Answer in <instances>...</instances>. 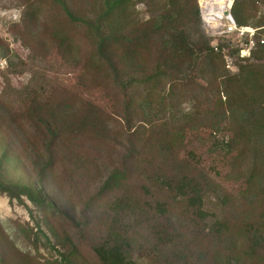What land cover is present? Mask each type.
I'll return each instance as SVG.
<instances>
[{"label": "trees", "instance_id": "16d2710c", "mask_svg": "<svg viewBox=\"0 0 264 264\" xmlns=\"http://www.w3.org/2000/svg\"><path fill=\"white\" fill-rule=\"evenodd\" d=\"M39 1L23 5L24 31L34 21H47ZM44 1L56 15L48 20L49 30L69 50L85 49L88 81H98L118 114L87 101L76 109L75 95L53 99L52 88L47 96L35 94L26 122L36 146L18 127L27 144L23 159L44 178L60 162L76 169L108 148L114 151L112 162L101 164L100 185L87 204L106 206L104 236L92 247L99 264H264V45L251 52L253 63L229 74L211 39L201 33L197 0H147L152 10L145 20L132 15L134 0H97L96 10L83 14L71 0ZM255 1L234 0L232 16L239 26L247 27L252 18L255 28L264 27V18L255 21ZM33 39L29 46L36 52L44 39ZM198 81L224 95L223 112H192L180 129L229 134L228 176L238 172L244 194H232L193 159L176 157L174 142L159 133L174 107L163 94L166 86L203 89ZM83 138L77 154L73 149ZM62 145L71 154L60 158ZM10 162L3 151L0 195L26 200L42 216L74 222L38 183L7 181L2 169ZM209 197L218 202L217 214L205 209Z\"/></svg>", "mask_w": 264, "mask_h": 264}, {"label": "rangeland", "instance_id": "374dc122", "mask_svg": "<svg viewBox=\"0 0 264 264\" xmlns=\"http://www.w3.org/2000/svg\"><path fill=\"white\" fill-rule=\"evenodd\" d=\"M26 1L0 0V154L7 151L11 161L3 166L2 171L9 182L28 186L38 183L53 197L58 211L67 213L74 222H67L62 215L42 216L26 200L19 203L0 195V264H64L67 259L71 264H99L92 247L104 236L106 206L87 204L100 185L103 174L101 164L112 162L114 151L108 148L109 151H102L97 160L94 158L90 163L79 164L76 169L72 164L60 162L56 171L38 178L31 169L30 162L23 159L27 144L23 142L18 127L21 126L22 132L33 139L29 145L36 146L34 130L26 122L29 113L27 107L35 94L47 96L51 88L54 92L49 97L53 99L75 95L76 109L84 108L83 102L86 101L114 115L118 114V108L99 89L98 81H88L83 62L85 49L80 47L69 50L49 30L48 20H56V15L44 0L39 1V4L45 12L42 17L45 21L48 17L47 21H34L24 31L22 11ZM71 1L81 14L96 10L97 0ZM134 3V18L147 19L152 10L151 3L147 0H134ZM255 5L256 21L264 18V6L259 0L255 1ZM248 22L247 27L255 28L254 19L251 18ZM201 33L207 37L202 25ZM75 34L81 39V35L77 32ZM258 34L257 39L264 40V29ZM33 37L44 39V44L37 47L36 52L29 46L34 41ZM229 62L232 70L227 71L235 74L239 66L253 63V60L240 59L230 50ZM205 83L198 81L205 90L194 86V91L189 86L178 89L166 86L163 94L174 103V107L170 109V114L165 113L172 120L165 122V127L159 133L174 142L176 157L193 159L232 194H244L242 182L236 179L239 177L238 172L233 177L228 176L231 154L230 146L226 143L229 134L224 131L216 136L212 134L216 139L213 140L208 130L180 129L181 121L192 112L198 116H202L205 108L210 114L223 112L224 95L212 92L211 87L207 88ZM86 141V138L80 140L73 150L77 154L82 153ZM215 144L218 145L214 148ZM70 154L67 146L62 145L60 158ZM205 209L208 213L217 214V200L209 197L205 202ZM241 245L242 243L237 246Z\"/></svg>", "mask_w": 264, "mask_h": 264}, {"label": "built area", "instance_id": "2783aa9c", "mask_svg": "<svg viewBox=\"0 0 264 264\" xmlns=\"http://www.w3.org/2000/svg\"><path fill=\"white\" fill-rule=\"evenodd\" d=\"M234 0H197L199 16L206 36L211 39L214 53L224 59L225 68L232 70L229 51H235L240 59L250 57L257 43L264 45L263 39H257L264 29L239 26L232 16Z\"/></svg>", "mask_w": 264, "mask_h": 264}]
</instances>
